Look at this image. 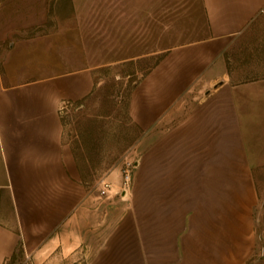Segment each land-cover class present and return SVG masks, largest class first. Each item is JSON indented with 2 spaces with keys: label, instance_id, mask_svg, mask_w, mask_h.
<instances>
[{
  "label": "crops",
  "instance_id": "0c3cea01",
  "mask_svg": "<svg viewBox=\"0 0 264 264\" xmlns=\"http://www.w3.org/2000/svg\"><path fill=\"white\" fill-rule=\"evenodd\" d=\"M200 4L204 21L194 30L204 35L174 46L143 75L144 97L155 98L145 100L142 110L144 148L133 187L141 202L130 203L129 188L125 212L96 250L113 257V264H130L131 255L138 264H231L232 257L246 255L256 202V127L264 123V0ZM18 44L0 52V264L21 237L10 223L13 160L53 153L71 82L86 74L24 75L21 65H11L24 58ZM51 55L55 50L46 52ZM173 56L176 69L170 70ZM183 63L190 68L179 69ZM168 96L174 97L173 111Z\"/></svg>",
  "mask_w": 264,
  "mask_h": 264
},
{
  "label": "rangeland",
  "instance_id": "374dc122",
  "mask_svg": "<svg viewBox=\"0 0 264 264\" xmlns=\"http://www.w3.org/2000/svg\"><path fill=\"white\" fill-rule=\"evenodd\" d=\"M203 21L200 0H0V52L23 43L22 63L12 66L30 76L86 70L71 82L53 153L13 160L10 223L21 237L4 264H113V257L96 250L125 212L127 196L100 195L98 180L106 177L119 189L130 160V203L141 202L133 187L144 148L142 110L155 98L144 97L143 75L174 46L203 36L194 30ZM164 23L166 30H159ZM46 41L55 49L37 47ZM51 50L55 57H46ZM66 58L71 62H48ZM170 62L167 68L176 69L174 56ZM79 91L85 93L79 97ZM165 98L173 111L174 97ZM256 128L252 235L246 255L232 257L231 264H264V123ZM138 263L131 255L130 264Z\"/></svg>",
  "mask_w": 264,
  "mask_h": 264
},
{
  "label": "built area",
  "instance_id": "2783aa9c",
  "mask_svg": "<svg viewBox=\"0 0 264 264\" xmlns=\"http://www.w3.org/2000/svg\"><path fill=\"white\" fill-rule=\"evenodd\" d=\"M130 163V160H126L125 165L122 168L121 184L119 189H115L112 182L106 177H101L98 180V190L100 195L110 196L118 192H123V195H125L129 189L130 183Z\"/></svg>",
  "mask_w": 264,
  "mask_h": 264
}]
</instances>
